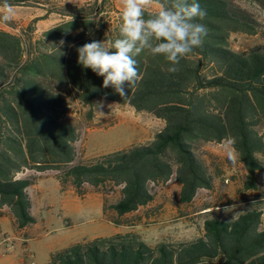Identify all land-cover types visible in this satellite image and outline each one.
Returning a JSON list of instances; mask_svg holds the SVG:
<instances>
[{
    "label": "trees",
    "instance_id": "trees-1",
    "mask_svg": "<svg viewBox=\"0 0 264 264\" xmlns=\"http://www.w3.org/2000/svg\"><path fill=\"white\" fill-rule=\"evenodd\" d=\"M107 2L51 3L49 11L61 21L37 39L32 25L23 35L0 28V209L9 208L17 229L36 222L28 193L35 178L19 176L26 169L57 171L62 189L71 182L79 197L86 184L119 187L111 208L123 216L151 203V186L166 184L173 175L181 204L191 203L200 189H212L214 179L196 149L234 137L246 170L243 188L258 189L264 169V44L237 51L230 41L234 33L256 35L258 21L233 0H198L207 13L197 21L207 28L202 45L181 60L176 73L167 71L163 57L141 53L139 80L123 98L77 63L76 48L119 37L122 12L107 9ZM155 12L148 9L145 18ZM5 24L14 27L13 20ZM100 100L148 112L164 127L148 144L77 161L79 130L70 106L88 107L91 118ZM262 215L253 207L233 220L207 218L204 234L186 241L150 245L136 233L83 240L53 252L48 264H264Z\"/></svg>",
    "mask_w": 264,
    "mask_h": 264
},
{
    "label": "rangeland",
    "instance_id": "rangeland-1",
    "mask_svg": "<svg viewBox=\"0 0 264 264\" xmlns=\"http://www.w3.org/2000/svg\"><path fill=\"white\" fill-rule=\"evenodd\" d=\"M35 1L13 5L14 27L0 22V28L23 35L25 29L32 25V37L37 39L61 19L58 14L49 11L51 3L82 6L97 0ZM233 1L248 10L258 21L259 31L256 35L232 34L231 47L242 51L264 44V6L257 0ZM106 8L122 12L121 0H108ZM156 8L154 3L149 9L155 11ZM69 115L79 130L75 143L77 161L132 145L148 144L164 127V121L148 112H139L128 104L121 105L108 100L99 101L91 118L88 117V107L77 102L70 106ZM226 144L227 141L198 145L196 155L209 168L214 187L200 189L189 204L178 202L180 185L175 175L166 184L151 186L154 194L151 203L123 216H118L111 208L120 196L119 187L105 189L86 184L83 187L85 194L79 197L71 182L59 191V182L50 179L45 190L51 197L48 200L40 198L31 189L34 197L32 213L36 218L34 224L22 230L17 229L9 208L0 209L4 214L0 218V242L11 243L14 246L13 253L22 250L24 264H46L52 251L75 242L117 233L139 234L150 245L161 240H191L204 234L205 219L214 217L231 220L257 205L263 207L264 227V169L258 175V189L245 190V167L238 157L234 163L228 159ZM260 159L264 166V154L260 155ZM24 172L26 176L34 178H55L57 174L55 170L45 171L42 175H37L38 171L32 169ZM104 204L106 211L103 209Z\"/></svg>",
    "mask_w": 264,
    "mask_h": 264
},
{
    "label": "clouds",
    "instance_id": "clouds-1",
    "mask_svg": "<svg viewBox=\"0 0 264 264\" xmlns=\"http://www.w3.org/2000/svg\"><path fill=\"white\" fill-rule=\"evenodd\" d=\"M159 10L148 14L154 4ZM122 13L119 37L114 41L92 40L76 48L77 63L103 77V88H113L126 98L128 89L139 80L136 57L147 52L152 57H163L169 65L167 71L176 73L182 59L203 43L207 35L204 24L197 22L206 16L198 0H121ZM14 19L12 6L4 0L0 5V22ZM63 43V41H61ZM236 140L227 138V157L236 161Z\"/></svg>",
    "mask_w": 264,
    "mask_h": 264
},
{
    "label": "crops",
    "instance_id": "crops-1",
    "mask_svg": "<svg viewBox=\"0 0 264 264\" xmlns=\"http://www.w3.org/2000/svg\"><path fill=\"white\" fill-rule=\"evenodd\" d=\"M157 5V8L155 11H158L159 10V4L158 3H155ZM61 21V19L59 20V22ZM57 22V23H59ZM56 25V24H55ZM27 170V169H26ZM43 172H37V175H42ZM21 175V176H20ZM25 175V176H24ZM20 177H27L25 172H22L19 174ZM50 179H54L53 181H55L56 178L54 177H51V178H46L44 176H37L34 180V183L28 188V193L30 195V198H31V201H32V212L34 213V200H33V195L31 193V189H34L36 191V194L39 195L40 198H47V200L49 198H51L47 193H46V188H47V182H49L48 180ZM214 179V178H213ZM57 180V179H56ZM58 181V180H57ZM59 182V181H58ZM214 187V186H213ZM259 187V186H258ZM59 191L61 189V185L59 183V187H58ZM199 192V191H198ZM198 194V193H197ZM197 196V195H196ZM195 196V198H196ZM60 198V197H59ZM46 200V202H47ZM254 207H259L262 212H263V207H261L260 205H257V206H254ZM253 208V207H252ZM207 209H210V208H207ZM138 211V210H136ZM206 211V210H204ZM135 212V211H134ZM241 214V213H240ZM236 218V217H235ZM234 218V219H235ZM233 220V219H231ZM262 222H263V215H262ZM2 223V222H1ZM6 246H7V243H5V241L2 243L0 242V264H24V259H23V256H22V250L19 251V253H13V251L10 253V254H5L6 252ZM14 247V246H13ZM28 249L30 250V247L28 245ZM56 251V250H55ZM55 251H52L50 252L49 254V259L47 261L46 264L49 263L50 261V256L53 252ZM32 258H33V254H32ZM36 264V263H35Z\"/></svg>",
    "mask_w": 264,
    "mask_h": 264
},
{
    "label": "built area",
    "instance_id": "built-area-1",
    "mask_svg": "<svg viewBox=\"0 0 264 264\" xmlns=\"http://www.w3.org/2000/svg\"><path fill=\"white\" fill-rule=\"evenodd\" d=\"M13 249H14L13 245L11 243H7L5 254H10L13 251Z\"/></svg>",
    "mask_w": 264,
    "mask_h": 264
}]
</instances>
